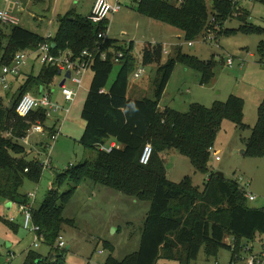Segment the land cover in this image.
<instances>
[{"label":"trees","instance_id":"1","mask_svg":"<svg viewBox=\"0 0 264 264\" xmlns=\"http://www.w3.org/2000/svg\"><path fill=\"white\" fill-rule=\"evenodd\" d=\"M136 10L150 18L180 29L187 41L193 42L206 31L219 29L222 33L226 20L233 16L246 22L249 11L239 6L237 0H137ZM215 17L216 20L212 21ZM247 23V22H246ZM109 21L93 24L88 17L68 12L59 18L54 52L71 50L75 56L86 50H94L102 44L107 51L104 60L97 52L92 63L93 80L84 103L82 117L86 122L82 143L97 151L95 160H88L68 171L59 173L57 186L49 190L43 204L34 209V221L40 225L49 246V255L35 249L26 252L24 264H69L67 249H59L57 242L64 226L73 224L64 216L65 205L76 189L86 180L110 186L126 195L149 201V210L138 252L118 261L112 255L105 264H158L160 259L192 264L205 247L207 256L216 255L219 248L232 250L231 263L244 244L264 236V207L250 205L245 189L237 179H228L211 170L210 161L217 135L226 119L233 120L241 128L244 123V99L231 95L225 102H215L211 107L195 103L186 113L172 108L160 110V102L176 69L178 61L202 73V82L214 77V60L203 61L177 49L164 62L165 46L161 42H149L142 50L143 66H158L154 98L136 99L129 96L130 75L136 69L137 60L132 54L134 44H122L119 40L99 38L107 31ZM247 33L260 32L252 24H244ZM47 41L34 31L20 25L5 24L0 20V67L10 65L18 52L36 49ZM260 50L264 52V41ZM122 52V67L110 85L115 68V56ZM60 75V69L43 66L40 73L33 71L19 89L17 97L0 101V204L27 203L29 198L21 189L27 180L40 182L44 167L40 158H30L34 152L28 149L24 139L36 122L46 124L45 109H39L24 117L17 112V103L26 93L39 95ZM9 101V104H8ZM56 123L51 127L56 132ZM51 138V135L50 137ZM115 141L111 151L102 146ZM43 146L47 151V144ZM151 144L153 155L149 164L140 162L145 146ZM177 149L190 158L195 168L209 173L203 189L186 177L176 183L169 179L164 153ZM247 155L264 156V99L259 106V119L247 141ZM66 183L71 188L61 192ZM13 229L19 225L0 215ZM233 236L234 243H225ZM108 248L113 250L112 245Z\"/></svg>","mask_w":264,"mask_h":264},{"label":"rangeland","instance_id":"2","mask_svg":"<svg viewBox=\"0 0 264 264\" xmlns=\"http://www.w3.org/2000/svg\"><path fill=\"white\" fill-rule=\"evenodd\" d=\"M88 1L31 0L25 12L18 14L20 26L40 34L45 33L47 28L55 33L59 27L60 16L70 11L85 16ZM237 1L242 9L249 11L247 23L233 16L223 25V29L231 30L229 33L221 34L220 28L208 30L199 39L193 41V45L185 39L180 29L140 14L136 10L137 0H121L122 9L109 17L107 35L120 40L123 44L133 42L132 54L137 60L135 70L143 67L142 50L145 44L156 38L163 45L166 44L168 52H165L164 61L172 54L175 55L178 48L185 54L196 56L203 61L214 60V77L205 84L202 82L201 72L189 67L183 61H178L160 102V110L169 107L186 113L195 103L211 107L215 102L227 101L231 95L243 98L244 123L247 126L241 128L231 119L223 122L215 142L210 168L215 172H223L228 179H238L242 176L250 183L249 190L256 196V200L250 201V205L262 208L264 207V156L247 155L243 151L247 150V141L258 122L259 106L264 99V52L260 50L261 42L264 41V0ZM24 2L27 3L28 0ZM212 4L213 1L209 0V5ZM0 5L9 12L18 11L16 0L9 2L0 0ZM55 9L56 13H54ZM50 20H53L51 26ZM248 23L258 28L260 32L243 31L242 26ZM229 58L233 59L232 65L228 64ZM42 67L35 56L30 58L28 67L30 72L33 71L38 75ZM121 67L122 64H115L110 85L116 79ZM144 67L145 73L140 79H134L135 70L130 75L131 98L155 97L158 66L153 64ZM93 76L94 71L90 68L72 104L66 102L61 93L60 84L63 80L61 75H58L47 87L51 99L69 108L70 111L67 115L65 111L52 113L46 124L42 123L47 142L52 143L49 138L54 134L51 127L58 118L62 130L52 150V166L44 169L40 182L27 180L21 189L24 195L30 192L37 193L35 207H40L49 190L57 186L56 178L59 173L68 171L72 168L71 164L78 166L97 157V151L81 141L86 126L82 112ZM69 85L72 83L69 82ZM14 94L17 97L18 89ZM6 101L3 100L4 103ZM34 125L24 142L29 141L26 143L28 149L34 150L30 158L38 157L44 161L47 158L46 153L35 151V143L40 135L31 133ZM164 156L169 179L180 183L189 176L196 186L200 189L204 188L209 173L198 171L192 160L177 149L168 150ZM217 156L220 160L216 159ZM60 188L61 192L65 193L71 188V183H66ZM5 207V204H0V215L6 216L7 220L16 217L19 228L15 230L5 221L0 222V264H24L29 249L49 255L50 248L46 244L34 246L35 234L21 225L22 216L18 212L17 205L14 204L11 210ZM150 208L149 201L126 195L110 186L97 184L91 180L84 181L73 193L64 209V216L74 221L72 225H65L62 232L67 243L68 263L105 264L111 255L122 261L138 252ZM225 243L233 244V236H228ZM107 244L112 245L113 250L108 248ZM247 246L251 248L253 254L264 253V236L258 235L256 240L248 243ZM242 252L246 257L245 249ZM232 255V250L219 248L216 255L207 256L203 247L198 259L192 264H230ZM158 264H178V262L160 259ZM236 264H246V262L241 258Z\"/></svg>","mask_w":264,"mask_h":264},{"label":"built area","instance_id":"3","mask_svg":"<svg viewBox=\"0 0 264 264\" xmlns=\"http://www.w3.org/2000/svg\"><path fill=\"white\" fill-rule=\"evenodd\" d=\"M10 1V0H7ZM80 2L81 0H76ZM122 9L121 0L117 2H111L110 0H95L91 14L88 16V19L93 24H101L106 21H109V17L119 12ZM0 20L5 24L10 25H20V18L12 15L4 9H0ZM216 18L213 17L212 21H215ZM109 26V25H108ZM107 26V29H108ZM212 31V30H210ZM54 38L52 33H49L46 36L47 41L40 44L36 49L23 50L17 53L13 62L10 65H4L0 67V89L8 90L10 88V78L20 76L24 69L29 67V60L31 57L35 56L37 62L41 63L46 67H55L60 69V75L63 79H66V83L61 87V92L64 97V100L72 104L79 93L80 88L83 86L84 77L92 66V63L96 57L97 52L101 54V57L106 60L108 58L107 51L101 50L102 44L94 50L86 49L81 55L75 56L71 50H60L59 52H54V43L51 40ZM99 38L105 42L108 39L107 31L99 34ZM215 38V37H213ZM190 45H193V42H189ZM165 52L167 49L165 47ZM124 56L122 52L118 53L114 60L116 63L120 62V59ZM228 64H233V59H228ZM70 72L71 76L67 77L66 74ZM134 79L138 80L145 73V67H140L138 70L134 71ZM69 82L72 85H69ZM43 91V90H42ZM45 109L48 119L51 117L52 113L65 111L66 115L70 111L69 108L61 106L59 103L54 102L51 99V93L42 92L39 95L33 93H26L23 95L17 103V112L24 117L31 115L33 112ZM34 130L37 132L44 133V126L41 122H38L37 125H34ZM56 132L51 135V142L47 144V151H45L47 158L42 161L43 167L50 168L52 166L51 154L54 148L56 141L61 135L62 127H57L56 123ZM115 141L110 142L102 146V150L111 151L113 147H117ZM153 155V147L151 144L145 146L140 162L144 165L150 163ZM217 160H220V157H216ZM71 166H74L71 164ZM237 181L246 191V196L250 201H255L256 196L249 192L250 183L245 181L242 176H240ZM29 202L27 203H15L18 207V212L23 216L22 226L26 230L35 234L34 246L39 247L41 243H44L45 236L41 232L40 225L36 224L34 221V209L35 202L37 199L36 192H30L27 194ZM11 221H15V218L12 217ZM57 247L59 249H66L67 243L64 240L63 235L61 234L58 238ZM247 253V256H243V252L240 255L236 256V259L245 260L246 264H264V253L253 254L252 250L247 244H244L243 250ZM232 264H236V261H233Z\"/></svg>","mask_w":264,"mask_h":264},{"label":"crops","instance_id":"4","mask_svg":"<svg viewBox=\"0 0 264 264\" xmlns=\"http://www.w3.org/2000/svg\"><path fill=\"white\" fill-rule=\"evenodd\" d=\"M7 1V0H6ZM11 1V0H10ZM38 1H43V0H38ZM76 1V0H75ZM82 1V0H81ZM80 1V2H81ZM111 2H117V0H110ZM7 2H9V1H7ZM31 2V0H28V2L26 3V2H24V0H16V4H17V8H18V11H16V12H9L5 7H0V9H4V10H6V11H8L9 13H11L12 15H15V16H17V17H19V15L18 14H22L23 12H25V10L27 9V4L28 3H30ZM77 2V1H76ZM94 3H95V0H89L88 1V3L86 4V12H84L86 15L85 16H82V15H80V14H78L76 11H73V12H75V13H77L79 16H81V17H88L90 14H91V12H92V9H93V6H94ZM1 6V5H0ZM57 12V10L55 9L54 10V13H56ZM70 12H72V11H70ZM66 15V14H65ZM33 16H35V15H33ZM64 16V15H63ZM61 17V16H60ZM40 20H41V18H40ZM52 21L53 20H50V26L52 25ZM110 24V23H109ZM109 29V28H108ZM58 30V29H57ZM57 30H56V32L55 33H53L50 29H48L47 28V30L45 31V33L43 32L42 34H40L39 32H36L37 34H39L40 36H42V37H44V38H46V36L49 34V33H52L53 35H54V37H55V35H56V33H57ZM183 33V32H182ZM108 38H110V39H115V38H111L110 36H108ZM116 40H118V39H116ZM120 41V40H119ZM121 42V41H120ZM150 42H153V43H156V42H159V40L156 38V39H154V40H151ZM122 43V42H121ZM131 43V42H130ZM130 43H126L125 42V44H130ZM147 43H149V42H147ZM123 44V43H122ZM165 45V47H166V44H164ZM164 60H165V58H164ZM165 62V61H164ZM31 72H30V70L28 69V67L27 68H25L24 69V71H23V75L21 74L20 76H18V77H11L10 78V88L8 89V90H4V89H0V101L2 102L4 99L5 100H9L8 98L9 97H11V96H13V95H15L14 93L17 91V89H18V91H19V89H20V87L22 86V84L26 81V79H27V77H28V75L30 74ZM25 74H27V76H25L24 77V75ZM63 81V80H62ZM20 82V84H17V83H19ZM47 87L42 91V92H49L50 90L49 89H47ZM62 93V92H61ZM10 95L9 97H7V95ZM87 95H88V92H87ZM130 96V95H129ZM64 98V97H63ZM86 98H87V96H86ZM7 102V101H6ZM8 104H9V101H8ZM59 121H60V118H58L57 119V121H56V123H57V127H59V126H61V125H59ZM31 133H37L38 135H40V138L38 139V141H36V143H35V146H36V148H35V146H34V144L32 145L34 148H35V151L36 150H38L37 152L39 153V152H45V148H44V146H43V143H47V140H46V137H47V135L45 134V133H39V132H37V131H32ZM36 134V135H37ZM30 137V136H29ZM29 142V141H28ZM28 142H26V143H28ZM244 152V154H246V152H247V150H245V151H243ZM51 161H52V159H51ZM249 192H251L250 190H249ZM251 193H253V192H251ZM254 194V193H253ZM36 203V202H35ZM8 204H6V209H8V210H11L12 208H13V206L11 207V208H9L8 206H7ZM14 205V204H13ZM16 205V204H15ZM36 208H39V207H35V209ZM22 216V215H21ZM17 221V219H16V217H15V222ZM22 223H23V216H22ZM22 223H21V225H22ZM28 251V250H27Z\"/></svg>","mask_w":264,"mask_h":264},{"label":"water","instance_id":"5","mask_svg":"<svg viewBox=\"0 0 264 264\" xmlns=\"http://www.w3.org/2000/svg\"><path fill=\"white\" fill-rule=\"evenodd\" d=\"M54 46H55V45H54ZM66 76H67V77H70V76H71L70 72H68V73L66 74ZM65 83H66V79H63V81L61 82L60 86L62 87ZM246 153H247V152H246ZM217 174L220 175V176H222V177H225V174H224L223 172H217ZM7 206H8L9 208H11V207L13 206V203L10 202V203H8Z\"/></svg>","mask_w":264,"mask_h":264}]
</instances>
